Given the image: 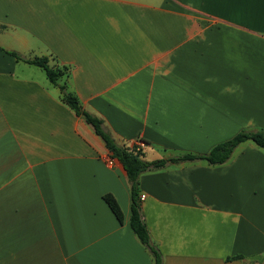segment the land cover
<instances>
[{"label":"crops","instance_id":"0c3cea01","mask_svg":"<svg viewBox=\"0 0 264 264\" xmlns=\"http://www.w3.org/2000/svg\"><path fill=\"white\" fill-rule=\"evenodd\" d=\"M145 159L264 129V0H0V264H154L123 164L42 67ZM164 264H264V149L141 174ZM111 193L120 221L104 199Z\"/></svg>","mask_w":264,"mask_h":264},{"label":"trees","instance_id":"16d2710c","mask_svg":"<svg viewBox=\"0 0 264 264\" xmlns=\"http://www.w3.org/2000/svg\"><path fill=\"white\" fill-rule=\"evenodd\" d=\"M9 53L19 60H23L27 63L42 67L45 70L50 82L59 86L61 90V100L71 109H73L77 115L83 117V119L93 127L95 132L103 139L112 156L121 161L125 170L127 171V176L130 183V225L139 241L151 253L154 264H164V261L160 249L151 238L150 231L143 216L139 181L141 174L149 171H157L166 168L170 164L180 162L204 160L210 165L222 164L229 160L235 149L245 141H253L256 145L264 149V129L247 128L240 130L232 138L216 144L204 154L185 153L169 158L147 160L145 159L142 148L138 149L136 144L129 145L126 143H118L104 127L103 119L83 108L77 95L67 90L66 84L60 83V79L66 71L65 67L51 66L47 56L25 58L15 51H11ZM104 199L115 213L117 218L120 221H123V212L117 199L111 193L105 194Z\"/></svg>","mask_w":264,"mask_h":264},{"label":"built area","instance_id":"2783aa9c","mask_svg":"<svg viewBox=\"0 0 264 264\" xmlns=\"http://www.w3.org/2000/svg\"><path fill=\"white\" fill-rule=\"evenodd\" d=\"M135 144L137 145L138 149H141V148H143V146H144L145 143H144L142 140L137 139V140L135 141ZM144 197H145V195L142 194V195H141V199H143Z\"/></svg>","mask_w":264,"mask_h":264}]
</instances>
